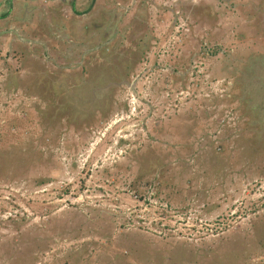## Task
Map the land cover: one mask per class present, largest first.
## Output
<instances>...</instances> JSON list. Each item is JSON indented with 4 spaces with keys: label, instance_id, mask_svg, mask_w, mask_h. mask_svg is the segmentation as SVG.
I'll use <instances>...</instances> for the list:
<instances>
[{
    "label": "rangeland",
    "instance_id": "1",
    "mask_svg": "<svg viewBox=\"0 0 264 264\" xmlns=\"http://www.w3.org/2000/svg\"><path fill=\"white\" fill-rule=\"evenodd\" d=\"M0 264H264V0H0Z\"/></svg>",
    "mask_w": 264,
    "mask_h": 264
},
{
    "label": "trees",
    "instance_id": "2",
    "mask_svg": "<svg viewBox=\"0 0 264 264\" xmlns=\"http://www.w3.org/2000/svg\"><path fill=\"white\" fill-rule=\"evenodd\" d=\"M40 181L43 182V181H45V179H41Z\"/></svg>",
    "mask_w": 264,
    "mask_h": 264
}]
</instances>
